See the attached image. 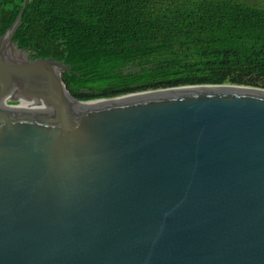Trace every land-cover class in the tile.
<instances>
[{
	"label": "water",
	"instance_id": "obj_1",
	"mask_svg": "<svg viewBox=\"0 0 264 264\" xmlns=\"http://www.w3.org/2000/svg\"><path fill=\"white\" fill-rule=\"evenodd\" d=\"M25 5L0 35V264H264V89L81 101L15 43Z\"/></svg>",
	"mask_w": 264,
	"mask_h": 264
},
{
	"label": "trees",
	"instance_id": "obj_2",
	"mask_svg": "<svg viewBox=\"0 0 264 264\" xmlns=\"http://www.w3.org/2000/svg\"><path fill=\"white\" fill-rule=\"evenodd\" d=\"M23 3L0 0V35ZM13 39L69 65L61 79L86 102L185 85L264 89V4L249 0H26Z\"/></svg>",
	"mask_w": 264,
	"mask_h": 264
},
{
	"label": "rangeland",
	"instance_id": "obj_3",
	"mask_svg": "<svg viewBox=\"0 0 264 264\" xmlns=\"http://www.w3.org/2000/svg\"><path fill=\"white\" fill-rule=\"evenodd\" d=\"M255 3L264 4V0H249Z\"/></svg>",
	"mask_w": 264,
	"mask_h": 264
}]
</instances>
